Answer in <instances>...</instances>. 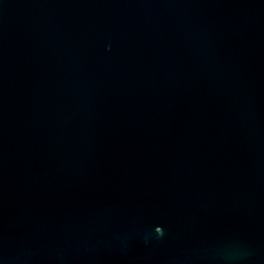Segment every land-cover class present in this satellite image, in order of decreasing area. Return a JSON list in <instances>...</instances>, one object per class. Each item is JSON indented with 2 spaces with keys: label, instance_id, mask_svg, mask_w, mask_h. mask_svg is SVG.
I'll return each instance as SVG.
<instances>
[{
  "label": "water",
  "instance_id": "1",
  "mask_svg": "<svg viewBox=\"0 0 264 264\" xmlns=\"http://www.w3.org/2000/svg\"><path fill=\"white\" fill-rule=\"evenodd\" d=\"M0 264H264V0H0Z\"/></svg>",
  "mask_w": 264,
  "mask_h": 264
}]
</instances>
